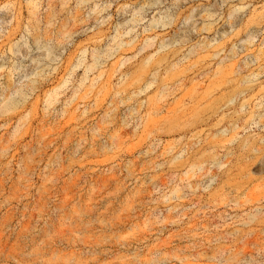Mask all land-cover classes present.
I'll return each mask as SVG.
<instances>
[{"label": "rangeland", "instance_id": "374dc122", "mask_svg": "<svg viewBox=\"0 0 264 264\" xmlns=\"http://www.w3.org/2000/svg\"><path fill=\"white\" fill-rule=\"evenodd\" d=\"M0 264H264V0H0Z\"/></svg>", "mask_w": 264, "mask_h": 264}]
</instances>
